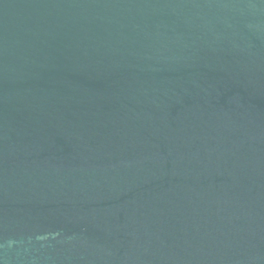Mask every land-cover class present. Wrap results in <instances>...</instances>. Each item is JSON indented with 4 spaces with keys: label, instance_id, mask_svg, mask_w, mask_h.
I'll list each match as a JSON object with an SVG mask.
<instances>
[{
    "label": "water",
    "instance_id": "water-1",
    "mask_svg": "<svg viewBox=\"0 0 264 264\" xmlns=\"http://www.w3.org/2000/svg\"><path fill=\"white\" fill-rule=\"evenodd\" d=\"M0 264H264V0H0Z\"/></svg>",
    "mask_w": 264,
    "mask_h": 264
}]
</instances>
